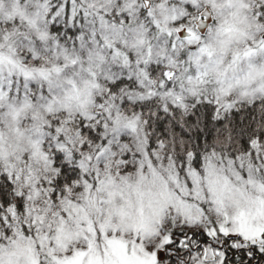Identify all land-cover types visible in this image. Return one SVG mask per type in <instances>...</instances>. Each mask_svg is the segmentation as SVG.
Instances as JSON below:
<instances>
[{
    "label": "snow or ice",
    "instance_id": "6c2138e0",
    "mask_svg": "<svg viewBox=\"0 0 264 264\" xmlns=\"http://www.w3.org/2000/svg\"><path fill=\"white\" fill-rule=\"evenodd\" d=\"M0 264H264V0H0Z\"/></svg>",
    "mask_w": 264,
    "mask_h": 264
}]
</instances>
